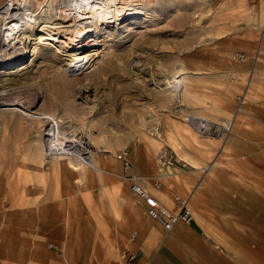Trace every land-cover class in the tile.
<instances>
[{"label": "rangeland", "instance_id": "rangeland-1", "mask_svg": "<svg viewBox=\"0 0 264 264\" xmlns=\"http://www.w3.org/2000/svg\"><path fill=\"white\" fill-rule=\"evenodd\" d=\"M57 1L29 0L24 7L26 22L31 21L30 25L34 26L40 19L41 22L50 20L46 15L54 16ZM10 2L12 0H7V5L0 6V15ZM261 2L151 0L146 5H131L126 14L132 19L122 21L123 15H119L115 24L88 33L83 44L87 45V50H98L87 52L86 57L67 58L71 51L69 39L59 38L56 43L62 52L58 53L56 49L43 51L42 46L32 51L35 45L31 41L27 46L29 52L22 61L8 67L0 66V103H16L18 108L14 110L22 108L27 112L50 114L61 121L60 126L65 131H73L75 142H83L93 152L92 161L98 170H94L84 183H79L80 175L68 173L64 159L53 158L48 152L43 162L37 160L35 148L47 137L45 131L47 133L49 127L46 123L21 114V111L8 110L11 107L0 106V185H5L8 195L15 196L17 189H22L24 194L32 172L43 188L47 174L42 171L51 170V180L56 186L54 197L59 202L53 224L59 228L62 238L60 250L55 254L63 263L68 264L67 259L72 257V237L77 236L81 226L79 221L77 224L75 214L78 194L83 193L79 195L81 204L86 206L85 211L96 229L101 228L98 243L103 234L113 229L114 223L104 210H99L95 200L102 192L100 200L104 209L119 219L113 231V241L135 249L139 237L136 252L141 257L142 242L159 234L161 229L147 216L139 198L129 191L130 178L134 177L141 184L145 180L150 185L151 189L147 190L150 194L159 187V203L164 209L175 212L172 205H177L176 199H186L194 187L185 172L201 171L200 174L204 175L210 165H214L211 162L213 146L223 139L195 135L198 139L193 142L183 132L190 130L179 111L215 122L225 121L230 119L237 99L245 92L246 96L241 98L244 110L247 97L255 88L249 87L250 66L258 56L255 46L257 44L259 48L264 43V7ZM249 7L252 8L250 12ZM33 12L36 15L33 16ZM18 14V11H12L13 16ZM18 21L16 28L23 24L21 19ZM3 27L0 20V43L1 37L13 33ZM28 35L26 33L25 37ZM14 50L3 49L0 45V56H3L0 63L15 56L12 54ZM246 61H250L248 68L240 65ZM170 81L177 82L172 84L181 89L177 100L182 105L180 107L173 102L172 89L166 84ZM241 87L244 89L240 90ZM231 103L233 112L229 111ZM244 120L245 111H239L227 139L233 138L234 130L239 133ZM156 139H159V145L155 143ZM199 141L200 145H196L199 148L195 151L181 145L198 144ZM221 142L220 147L228 153L230 143ZM175 143L179 144L177 151L172 147ZM161 148V152L177 159L175 165H170L166 177H160L161 173H166L165 167L158 166ZM117 154H124L130 161L129 172L123 171ZM180 166L189 170L183 171ZM214 177L215 174L211 173L208 180ZM181 178L186 179L187 185ZM123 185L119 196L130 206L136 222L129 233L136 231L139 235L134 242L125 238L123 232H127L129 226L122 225L121 221L129 225L134 222L118 199V191L113 190H120ZM152 227L154 230L149 236L143 232L144 228ZM114 242L106 240L103 243L106 244V255L116 250ZM84 261L86 264L95 263L89 255H85Z\"/></svg>", "mask_w": 264, "mask_h": 264}, {"label": "crops", "instance_id": "crops-1", "mask_svg": "<svg viewBox=\"0 0 264 264\" xmlns=\"http://www.w3.org/2000/svg\"><path fill=\"white\" fill-rule=\"evenodd\" d=\"M252 47H256L254 51L258 50V56L255 62L251 61L249 87L255 86V88L254 92L250 91L253 95L250 93L247 97L248 102L243 110L245 120L239 133L234 130L233 138L227 139L228 135L225 140H221L230 143V151L225 153L220 147L222 142L218 141L213 146L214 154L211 162H214V165H210L204 175L200 174L201 171L185 172L194 186L190 191L191 197L188 203L193 216L192 221L189 224H176L170 233H166L160 226L159 234L142 242V256H137L140 263L264 264V43L259 48L257 44ZM249 63L250 61L241 62L240 65L248 68ZM243 89L244 87L240 88ZM230 108L229 111L233 112L232 103ZM200 141L198 144L181 143V145L189 148L190 151H195L198 150L199 146L196 145H200ZM172 147L175 151L179 150L178 143L173 144ZM180 168L183 171L189 170L188 167L186 170L181 166ZM164 171L166 173H161L160 177L169 175V168H165ZM42 173L47 174L46 185L43 188L38 185L36 175L32 172L24 194L22 189H17L15 196L8 195L5 185L2 187L0 185V264H66L55 254L60 250L59 242L62 240L58 232L59 228L53 224L54 219L57 218L59 203L54 197L56 186L51 180V170H43ZM211 173H214L215 177L209 181ZM185 178L181 180L183 179L182 183L187 185ZM178 182H181L180 179ZM136 183L150 194L147 191L151 189L150 185H147L145 180L142 184L137 181ZM124 185L120 190L117 188L113 190L118 191V199L120 198L125 205L127 214H130L131 221L134 222V225H129L120 220L122 225L129 226L127 232L122 231L125 238H129L131 234L129 232L136 222L131 215L130 206L119 196V191ZM129 191L131 192V189ZM154 191L150 195L158 200L160 188ZM181 191L185 193V190ZM81 194L77 196L75 210L78 216L77 224L79 221L81 226L77 236L72 237V257L67 259L68 264H86L85 255L94 259V264H115L119 253L125 248L114 242L112 238L116 221L118 222L119 219L104 209L100 200L102 192H99L95 197L99 210H104L106 215L112 217L111 222L114 223L113 229L103 234L98 243V231L101 228L97 230L92 219L87 215L86 206L81 204L82 197L79 196ZM131 194L135 196L132 192ZM107 201L109 202L108 199ZM139 201L146 213V207L140 199ZM110 203L114 207L113 202ZM172 208L175 212L178 210L174 205ZM153 230V227L144 228L143 232H147L149 236ZM106 240L114 242L116 250L111 255L105 253L106 244L103 243ZM49 245L55 247L58 245V249L54 250ZM138 245L139 237L133 250L138 251Z\"/></svg>", "mask_w": 264, "mask_h": 264}, {"label": "bare ground", "instance_id": "bare-ground-1", "mask_svg": "<svg viewBox=\"0 0 264 264\" xmlns=\"http://www.w3.org/2000/svg\"><path fill=\"white\" fill-rule=\"evenodd\" d=\"M6 1L7 0H0V6L2 4L7 5ZM28 2L29 0H12V3L11 2L8 3V6L5 8L4 12H1L0 20H1V23H3V25L5 26L3 28H5L6 30L10 32H13L10 34H7V32H5V34L7 35L1 37V43H0L1 48L4 49L5 47L9 49L10 51L11 49L13 50L15 49L12 53L13 55L15 54V56L11 58L7 57L8 58L7 60L0 63L1 67H8L9 65L12 66V64H16L19 61H22L24 56L27 55V51H28L27 46L28 44H30L31 41H33V45H35L32 51H34L36 47L42 46L43 51L52 52L54 49H56L57 52L59 53L61 49L57 47L58 44L56 43V41L60 40L59 38L69 39V46L71 48V51L68 52L66 57L71 58V59H80V58L86 57V55L84 54H87V52L90 53V51L98 50L96 48L87 50V45L85 46L83 44V40L87 38L86 35L88 33H91V32L93 33V31L95 30L102 31L103 29L106 28V26L115 24L116 19L119 17V15L121 16L123 15L122 21H127L129 19H132V16L130 14L128 15L126 14L128 8L131 5H135V4L146 5L147 3H150L151 0H58L57 6H56L57 10L54 16L51 18L50 14H48L46 15V17H49L50 20H45L41 22L40 20L42 19H40L39 22H35L34 26L30 25L31 21L30 23L26 22V17H24V15L27 14L24 11V7L27 6ZM12 5L14 6V8L11 7ZM15 6L18 7V9H16ZM14 10L18 11L19 13L18 16L12 15V11ZM34 15L36 14L34 13L33 16ZM46 17L45 18L43 17V18L46 19ZM19 19H21L23 26L22 25L20 26L18 24L19 26H17L16 28L17 23H19L18 21ZM9 26H11V29ZM26 33L29 34L27 37H25ZM26 41H28V43H26ZM16 45L17 46L19 45L22 47L17 48ZM0 55H1V52H0ZM1 57L3 56H0V59ZM172 83H177V82H172ZM172 83L170 81V82H167L166 84H168V88L172 89L171 93L175 97L173 99V102L178 103L177 100H178V97L181 95V89L178 85H175ZM245 95H246L245 92L242 93L241 95L242 99H244ZM0 106L2 107L8 106L9 108L11 107L8 110L19 111V113L21 111V114H24V115L27 114L26 116L32 119H35L40 123H44V124L46 123V125L49 127V129L47 130V133L45 131V135H47L46 139L43 140L41 145H38V146L36 145L37 148H35L36 158L39 161V163L43 162L42 161L43 157L50 150L51 151L50 155H52L53 158L64 159L66 161L65 170L68 173H73L78 176L80 175V178H79L80 181L77 180L79 183H81L82 181L84 183V180L87 177H89L93 173L94 170L97 169L94 166L93 161H92L91 166H87L84 163H82L81 160L77 159V157L75 158L69 157L60 152L62 150L63 151L65 150L67 144H72L73 142H75V138L72 137L74 135L73 131H68V130L65 131V129H63L60 126L61 121L58 120L57 118L47 113H33L29 111L27 112L20 107H19L20 110H17V109L14 110L15 107L18 108V105L13 102L11 104L0 103ZM240 111L244 112L242 108L240 109ZM185 131L183 132L185 134L187 133L186 135L190 139H192L193 142L197 141L198 135L196 133H194L192 130H190L191 131L190 132L187 129H185ZM199 137L205 138L206 136H199ZM158 140L159 139H156L155 143L159 145ZM54 151H58V153ZM162 152H160V154ZM176 160L177 159H175V163L172 164V166L176 164ZM160 167L169 168L171 166H160ZM130 181L132 183L133 181H136V179L134 177H131ZM131 183H129L130 187H131ZM155 189H159V187H155ZM190 197H191V193H189V196L186 197V199H181V200H187L189 203ZM175 207H178V205H175ZM155 223L158 224L156 221ZM137 256H139L138 253H137Z\"/></svg>", "mask_w": 264, "mask_h": 264}, {"label": "built area", "instance_id": "built-area-1", "mask_svg": "<svg viewBox=\"0 0 264 264\" xmlns=\"http://www.w3.org/2000/svg\"><path fill=\"white\" fill-rule=\"evenodd\" d=\"M262 6L264 7V0L261 2ZM249 11L252 10L251 7L248 9ZM242 97L237 99L236 107L228 121H221L215 122L209 119H204L200 117H196L194 115L188 114L183 112L182 110L179 111V115L181 116L182 121L185 125L196 133L198 136H206V137H215V138H222L225 140L228 135H230L232 131V125L235 120V115L240 111L243 100ZM179 103L177 107H180ZM49 152H51L49 150ZM58 153V151H54ZM61 153L65 154L69 157H77V159L81 160L87 166L92 165V154L93 152L89 150L86 145H84L81 141H76L72 144H67L65 150L60 151ZM173 155H168L167 152H162L159 155V164L158 166H170L175 161L176 157ZM117 160L121 162V166L123 171L129 172L131 169L130 161L124 156V154H117ZM182 166L185 167V164ZM131 192L139 198L144 206L146 207V214L147 216L156 221L161 228L166 232L170 233L174 226L178 223L189 224L192 221V212L188 206L187 200L177 199L178 211L170 212L166 211L158 200L148 194L141 185L136 182L131 183ZM137 238V232L133 231L130 236L129 240L134 242ZM50 248H55L54 245H49ZM115 264H152L151 262L147 263H140L137 258V253L135 250L131 248H124L118 256L117 261Z\"/></svg>", "mask_w": 264, "mask_h": 264}]
</instances>
